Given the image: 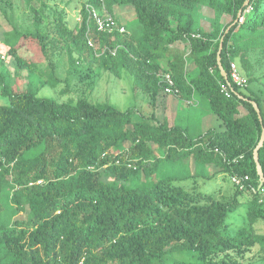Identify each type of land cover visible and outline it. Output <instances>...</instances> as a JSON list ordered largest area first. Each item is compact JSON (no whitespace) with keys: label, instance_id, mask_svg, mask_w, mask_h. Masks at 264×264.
Masks as SVG:
<instances>
[{"label":"trees","instance_id":"trees-1","mask_svg":"<svg viewBox=\"0 0 264 264\" xmlns=\"http://www.w3.org/2000/svg\"><path fill=\"white\" fill-rule=\"evenodd\" d=\"M23 1L37 27H13L4 40L19 69L39 71L37 58L18 53L36 45L33 54L51 67L41 85L54 88L50 51L71 67L90 57L104 72L130 74L168 112L18 91L0 59V264H162L187 250L200 264H243L236 256L256 246L263 253L264 183L254 151L264 129V84L252 57L264 56V0H83L74 29L72 1L62 0L63 8ZM103 4L125 34L98 32L89 22L87 6ZM43 20L48 34L38 27ZM236 62L247 88L233 83ZM163 74L177 94L165 92ZM185 100L196 106L184 114L177 105ZM258 162L264 173V145ZM219 176L240 180L230 197L198 189ZM242 206L248 227L230 235L227 217Z\"/></svg>","mask_w":264,"mask_h":264},{"label":"rangeland","instance_id":"rangeland-1","mask_svg":"<svg viewBox=\"0 0 264 264\" xmlns=\"http://www.w3.org/2000/svg\"><path fill=\"white\" fill-rule=\"evenodd\" d=\"M61 1L62 0H48L50 4L53 5L57 3L63 8L65 6ZM69 1H72L73 4L71 7L67 8V20L69 28L74 29L76 23L80 20L79 14L82 6L81 1L83 2V0H64V2ZM11 2L12 4L10 6L3 3V7H0V59L5 61V65L14 76L16 89L18 91H31L39 97L50 98L59 102H66L69 100L76 101L84 97L94 103H110L121 111L135 108L145 115H152L155 109H158L157 111L160 115L164 116L166 114L165 111H163L166 105L163 98H160V101L156 104L155 97L145 93L139 88L130 74L123 73L121 77H117L108 72H104L97 64L90 60V57H86L82 62L71 67L66 59L63 58L58 60V50L54 52L50 51L53 66L56 65L59 84L54 88L42 86L40 80L49 79L51 67L49 61L44 60L41 55V58L38 57V52L33 54L35 52L34 49L36 50V45H28L29 48H20L18 53L23 57L33 56V58H37L35 60L37 68L39 69L37 73L30 70L19 69L15 65L14 59L7 55L9 46L5 44L4 40L9 36H13V27L21 32H33L37 27L32 12H30L23 0H11ZM202 21L204 26L209 25V21L206 18L202 19ZM127 23H132V20H129ZM47 24L48 21L46 20H43V22L39 24L38 27L42 34L50 33L46 29ZM175 47L179 50H183L184 45L182 43H177ZM75 58H77L76 55ZM236 64L242 74L246 76V73L240 68L239 64L237 62ZM252 64L255 76H260L261 82L264 84V56L255 54L252 57ZM251 87L255 89L258 85L254 84ZM189 183L190 181L188 183H181V185L185 188H189ZM234 184L235 183L231 181L229 177L221 176L210 181L200 182L198 189L209 194L217 192L216 195L218 197H230L236 189ZM246 218L247 212L245 206H242L236 212L229 213L227 217V223L231 224L229 234H234L242 226L248 227ZM258 231L264 234V222H260ZM259 250L260 247L256 246L251 252L247 253L243 259L238 256L236 257L243 264H264V252L261 253ZM231 256L234 257L235 254L232 253ZM258 259L259 261H257ZM162 264H200V262L194 251L187 250L179 251L166 257Z\"/></svg>","mask_w":264,"mask_h":264},{"label":"built area","instance_id":"built-area-1","mask_svg":"<svg viewBox=\"0 0 264 264\" xmlns=\"http://www.w3.org/2000/svg\"><path fill=\"white\" fill-rule=\"evenodd\" d=\"M103 1V0H102ZM87 11L89 14V22H93L98 32L103 33H119V34H125L127 32V29L124 25L119 24L114 16H112L105 8L104 4L103 6L98 9L91 6H87ZM193 37H199L196 35H193ZM88 43L90 47L95 48V44L91 38L88 39ZM231 77L233 80V83L238 86L239 88H247L248 87V79L242 74L240 69L238 68L236 63H231ZM162 80L164 81L165 85L164 90L166 93L170 94H177V91H174V81L169 74H163ZM229 96V93L226 92ZM232 181L236 185H240V180L238 178H232Z\"/></svg>","mask_w":264,"mask_h":264},{"label":"water","instance_id":"water-1","mask_svg":"<svg viewBox=\"0 0 264 264\" xmlns=\"http://www.w3.org/2000/svg\"><path fill=\"white\" fill-rule=\"evenodd\" d=\"M228 30H229V29H228ZM228 30H227V31H228ZM222 49H223V39L221 40L220 48H219V53H218V55H219L218 60H219V65H220V69H221V70H223V69H222V66H221V63H220V55H221ZM222 72H223V71H222ZM223 74H224V73H223ZM224 75H225V74H224ZM252 104L255 106V108H256V110H257V113H258V115H259V119H260V121L262 122L263 120H262V116H261V112H260L259 108L256 106V103H255V102H252ZM263 145H264V129H263V131H262V135H261L260 142H259L258 146L256 147V149H255V151H254V157H255V160H256V162H257L258 174H259V176H260V178H261L262 184L264 183V173H263V171H262L261 165H260L259 162H258V153H259V150L263 147Z\"/></svg>","mask_w":264,"mask_h":264},{"label":"crops","instance_id":"crops-1","mask_svg":"<svg viewBox=\"0 0 264 264\" xmlns=\"http://www.w3.org/2000/svg\"><path fill=\"white\" fill-rule=\"evenodd\" d=\"M182 103V104H181ZM181 106L180 105H177L176 103V105H177V107H178V110L179 111H182V112H184V114L189 110V106L191 107H195L196 106V104L195 103H193V102H191V101H188V100H185V101H181ZM166 107H167V105L165 106V113H167L168 111H166ZM174 108H176V106H174ZM209 125H213V123H212V121H210V124ZM219 177H221V176H219Z\"/></svg>","mask_w":264,"mask_h":264}]
</instances>
